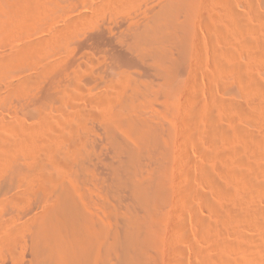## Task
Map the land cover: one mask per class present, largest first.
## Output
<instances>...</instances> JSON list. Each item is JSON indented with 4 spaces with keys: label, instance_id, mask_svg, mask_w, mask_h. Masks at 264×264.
Here are the masks:
<instances>
[{
    "label": "rangeland",
    "instance_id": "rangeland-1",
    "mask_svg": "<svg viewBox=\"0 0 264 264\" xmlns=\"http://www.w3.org/2000/svg\"><path fill=\"white\" fill-rule=\"evenodd\" d=\"M168 1L0 0V55L9 61L0 74V225L22 236L14 261L0 253V264L28 260L22 229L51 198L39 188L40 171L64 185L85 181L117 202L107 192L127 156L117 153L107 126L131 93L129 81H160L149 46L135 47L132 33ZM194 19L182 87L166 118L170 159L160 171L145 153L139 161L164 187L150 264H264V0H199ZM125 136L118 132L136 148ZM134 215L144 216L138 204Z\"/></svg>",
    "mask_w": 264,
    "mask_h": 264
},
{
    "label": "bare ground",
    "instance_id": "bare-ground-1",
    "mask_svg": "<svg viewBox=\"0 0 264 264\" xmlns=\"http://www.w3.org/2000/svg\"><path fill=\"white\" fill-rule=\"evenodd\" d=\"M198 2L199 0H169L161 10L158 11L151 23L145 28L136 30L132 33L133 45L135 47L142 48L144 44L149 46L148 50L155 60V71L160 81L156 85L150 82H142L137 79L129 81L131 83L129 84L131 86V93L122 100L121 108L119 111H116L113 123L107 126L109 140L116 147L117 153L119 155L125 153L127 156L126 161H120V171L122 170L123 176L115 171L114 184L111 185L107 192L111 198H115L117 202L113 201L115 204H109L104 199L106 193L104 194L100 189L87 186L85 181L79 182L78 180L77 182H70V184L64 185L56 176L53 177V175L51 176L46 172L42 174V171L36 170L40 171V173L37 172L39 175H36L42 184L39 187L41 192L51 198L43 202L40 211L33 215L29 223L22 229V232L24 231V234H27L28 237L25 247V255H27L28 264H150L151 256L148 253L149 248L152 246V239H155L154 233L152 232V219L155 212H157V208L163 204L164 187L162 184L163 181L160 179L161 176L155 173L154 168H151L148 163L145 165L143 164L144 166L142 163L139 165V161L143 153H145L147 159L151 161L156 159V167L158 171H160L162 168L166 167V163L170 159L171 152L169 151V147L164 148L163 146L164 143L166 144L169 135L166 118L172 115L175 110L177 91L180 86L182 87L181 84L183 79L180 75V67H182V61L187 53L186 51L191 38L190 35L192 34L193 19ZM16 7L20 8L18 6ZM14 12H16V10ZM1 25L4 26L3 23ZM1 55L0 74L1 72L3 73V68H6L9 63V61ZM126 80L127 79L123 82H126ZM23 83L24 82L21 84ZM26 83H29V81L27 82L26 80ZM159 98H161L162 103L160 107H156L155 101ZM106 109L107 108H105V110ZM108 112H111V109L105 113L107 114ZM82 117L80 118L81 122H83ZM80 124L81 123L78 124V127ZM172 128L171 131H173ZM25 129L27 128L25 127ZM118 132H123L126 136L133 138L137 143L136 148H127L126 145L122 144L119 141ZM60 136L59 137L62 138V135ZM68 138H70V136H68ZM73 138L67 141L70 145L75 146L78 140H75L76 137L75 139ZM171 138L173 137L171 136L170 139ZM51 140L54 141V139ZM56 140L58 142L59 139ZM62 140H64V138H62ZM3 143L4 142H2V144ZM2 144H0V146ZM4 146L5 145H2V147ZM72 146L69 147V150L73 148ZM44 149L43 151H45ZM11 152L12 151L9 153ZM137 164L138 167H136ZM36 166L37 164L34 167ZM38 167L36 168L39 169L40 167ZM44 168L45 167H43V169ZM45 169H47V167ZM246 177H248V175ZM22 179H25V177H22ZM23 184H25V182ZM56 190L58 191L54 194L53 192ZM123 197L124 199L127 198V203L122 206L120 201ZM135 204H138L144 210V216L141 217V219L135 218ZM228 208L230 207L228 206ZM246 213L248 214L249 212ZM238 219H240V217ZM1 222L2 219L0 220V223ZM212 223L214 224V222ZM12 226L7 227L6 225H0V235L6 242V248L1 250L0 253L1 255L3 253L9 254L10 261L13 262L15 255L14 249L19 243L21 235L18 234L19 231H16V227L14 228V226ZM16 226L18 228L17 224ZM20 241L22 242L21 239ZM258 245L260 244L258 243ZM256 252L258 253L257 250ZM3 255L2 257H4ZM259 255L258 253L257 256ZM0 261L2 262V260ZM27 262L25 263L27 264Z\"/></svg>",
    "mask_w": 264,
    "mask_h": 264
}]
</instances>
